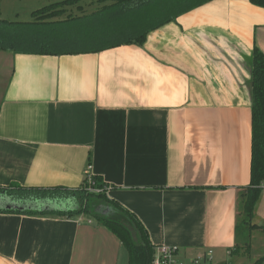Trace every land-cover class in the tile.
<instances>
[{
  "label": "crops",
  "instance_id": "obj_1",
  "mask_svg": "<svg viewBox=\"0 0 264 264\" xmlns=\"http://www.w3.org/2000/svg\"><path fill=\"white\" fill-rule=\"evenodd\" d=\"M254 47L264 54V8L210 0L141 47L0 52V188L77 189L99 176L154 247L230 264L251 179ZM253 224L264 225L263 194ZM125 251L90 217L0 211V264H128Z\"/></svg>",
  "mask_w": 264,
  "mask_h": 264
},
{
  "label": "trees",
  "instance_id": "obj_2",
  "mask_svg": "<svg viewBox=\"0 0 264 264\" xmlns=\"http://www.w3.org/2000/svg\"><path fill=\"white\" fill-rule=\"evenodd\" d=\"M83 0H59L33 11L32 20L8 21L0 18V52L38 56H63L100 53L126 45L143 46L147 35L175 21L210 0H99L101 8L91 14L66 15L68 8L83 12ZM264 8V0H248ZM251 66L252 159L250 184L242 191L240 220L236 227V244L232 257L250 255L254 230L253 214L263 194L264 182V54L254 47L248 59ZM97 189L100 192H91ZM107 186L99 176L92 184L85 178L77 189L68 188H0V195L19 203L72 200L74 210H0L26 215L90 217L110 230L128 253V264H153L155 247L140 220L107 197ZM264 258L253 264H262Z\"/></svg>",
  "mask_w": 264,
  "mask_h": 264
},
{
  "label": "rangeland",
  "instance_id": "obj_3",
  "mask_svg": "<svg viewBox=\"0 0 264 264\" xmlns=\"http://www.w3.org/2000/svg\"><path fill=\"white\" fill-rule=\"evenodd\" d=\"M57 1L59 0H0V18L8 21L28 22L32 20L31 14L33 11L39 10L45 6H49ZM81 5L84 9L83 12L79 11L77 7L68 8V13H66V15L60 19H65L69 14H91L103 6V4L99 3V0H83ZM263 238L264 231H253L251 238L252 249L250 251V255L242 258L229 257L228 263L253 264L257 259H259V257L264 256V242L262 241ZM125 252L127 255V251Z\"/></svg>",
  "mask_w": 264,
  "mask_h": 264
},
{
  "label": "built area",
  "instance_id": "obj_4",
  "mask_svg": "<svg viewBox=\"0 0 264 264\" xmlns=\"http://www.w3.org/2000/svg\"><path fill=\"white\" fill-rule=\"evenodd\" d=\"M88 170H92V166H88ZM94 175L88 174L85 178L89 183L92 184V177ZM261 189L264 193V182L261 185ZM108 190V188H107ZM91 192L99 193L97 189H91ZM212 256V251H208L204 255L196 256L192 258L189 262L182 260L179 257V248L177 246L161 245L155 247V254L153 258V264H207L210 263ZM264 264V262L262 263Z\"/></svg>",
  "mask_w": 264,
  "mask_h": 264
},
{
  "label": "water",
  "instance_id": "obj_5",
  "mask_svg": "<svg viewBox=\"0 0 264 264\" xmlns=\"http://www.w3.org/2000/svg\"><path fill=\"white\" fill-rule=\"evenodd\" d=\"M51 204H52L51 202H47V203L34 202V203L22 205V203L12 201L9 197L0 196V209H6V210H19V211H24L26 209L33 210V209H37L39 206L43 208L40 209L41 211L59 210L58 209L59 207L57 205H55L56 209H53V204L52 205Z\"/></svg>",
  "mask_w": 264,
  "mask_h": 264
}]
</instances>
